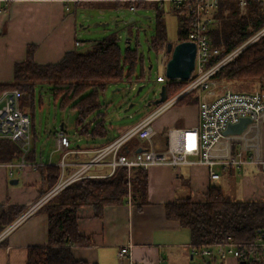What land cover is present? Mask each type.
<instances>
[{
	"label": "crops",
	"instance_id": "1",
	"mask_svg": "<svg viewBox=\"0 0 264 264\" xmlns=\"http://www.w3.org/2000/svg\"><path fill=\"white\" fill-rule=\"evenodd\" d=\"M126 1L0 0V83L14 80L15 64L26 59L29 45L37 46L34 60L39 64H55L66 53L78 51L81 45L78 39L79 8L120 9L126 7ZM150 1L152 0L143 1L142 8L149 9ZM76 42L79 44L76 45ZM167 111L170 113L166 118L159 120V116ZM160 115L152 125L159 132L156 137L159 144L164 146L166 140L163 133L168 128L197 124L194 117L198 122V107L176 105ZM99 120H91L89 117L83 125L76 124V138L79 141L81 137L80 142L84 145L78 144L72 148L84 153L71 155V160L89 159L93 155L90 151L116 138L109 136L105 117L103 125L98 124ZM261 126L264 138V122ZM95 127L96 133H87ZM61 129L68 134L64 121L60 129L55 128ZM128 129L123 130L119 136ZM228 136L231 137L224 143L223 140ZM242 136L241 134L240 137ZM235 137L239 136L226 135L213 153L225 155L239 148V144L233 142ZM134 144L136 142L129 147ZM34 145L38 163L57 165L60 162L62 155L57 156L52 152L46 158L40 155L36 143ZM17 164V161L0 163V206L23 205L29 208L42 196V175L37 169L21 171ZM73 169L69 167L65 170L64 177L70 176ZM246 170L242 174L236 173L234 169L219 171L220 178L211 181L205 166H182L176 169L167 165L152 166L146 171V192L136 195L131 203L125 201L106 206L100 217L95 215V210L90 205L79 208V231L83 236L91 237V242L86 247L75 246L73 254L75 258L90 264H240V259L234 257L209 258L194 253L190 231L183 228L177 220L167 218L166 204L186 198L203 200L210 185L219 186L228 199L231 194L236 196L233 201L264 200V171L256 167H247ZM10 172L13 173L12 176ZM92 172L106 175L110 172V167L97 166ZM14 179H17V183H11ZM42 207L13 226L0 239V264H26L29 248L48 246L49 219ZM127 243L131 245V255L121 259L119 252Z\"/></svg>",
	"mask_w": 264,
	"mask_h": 264
},
{
	"label": "trees",
	"instance_id": "2",
	"mask_svg": "<svg viewBox=\"0 0 264 264\" xmlns=\"http://www.w3.org/2000/svg\"><path fill=\"white\" fill-rule=\"evenodd\" d=\"M144 0H127L125 6L142 8ZM149 7L156 11V31L149 42V49L157 51L166 49L167 37L164 21V9L158 3L150 1ZM233 9L230 18L223 19L224 7ZM236 6V7H235ZM237 1H222L215 25L210 30L213 44L225 45L230 51L250 36L252 30L264 26V0H250L248 13L238 16ZM244 15V14H243ZM187 40V34L180 30L177 42ZM176 42V43H177ZM86 52L73 51L66 53L63 59L55 64H39L34 60L36 45H29L26 59L16 62L14 80L10 83H0V95L7 89H18L21 93L20 106L30 115L32 128L35 126V114L38 107L36 88L38 84L52 86V95L61 109L77 111V126L101 108L100 92L108 84L125 78H131V70L140 63L144 70L143 54L138 49L130 47L123 52L119 44V35L114 32L103 39L92 41ZM130 65L129 71L126 65ZM142 78L144 73H142ZM219 80L239 81L253 84L252 89L264 88V38L258 44L246 49L239 57L221 68L216 76ZM249 81V82H248ZM244 83V84H245ZM168 97L179 93L186 85L169 82ZM239 86V85H238ZM259 86L258 88H256ZM240 87V86H239ZM177 104L195 105L198 98L193 94L182 97ZM100 114L104 115L103 112ZM104 116L98 121L103 125ZM97 127V126H96ZM87 133H96L95 129ZM110 142V141H109ZM127 151V148L122 150ZM23 154L22 148L11 139H0V163L19 161ZM37 149L31 144L24 156L29 163L37 162ZM41 173V195H45L58 182L61 168L57 165L38 167ZM147 173L135 168L129 181L127 169L120 167L108 177L82 178L69 184L55 195L42 209L48 214L49 243L46 247H31L28 249L26 264H90L75 258L73 248L86 247L91 237L83 236L78 226V210L83 205H90L95 215L100 217L106 206L122 204L131 196L146 192ZM41 196V197H42ZM27 206H0V234L11 225ZM166 216L177 220L183 228L190 231L191 243L194 249L228 241L230 238L240 247L246 248L254 242L260 232H264V200L233 201L228 199L222 189L210 185L203 200L186 198L166 204ZM240 264H264V249L256 254L245 255Z\"/></svg>",
	"mask_w": 264,
	"mask_h": 264
},
{
	"label": "built area",
	"instance_id": "3",
	"mask_svg": "<svg viewBox=\"0 0 264 264\" xmlns=\"http://www.w3.org/2000/svg\"><path fill=\"white\" fill-rule=\"evenodd\" d=\"M152 1L157 2L159 8H164V4L167 3L176 14L182 30L186 32L187 40L196 44L195 68L191 77L188 80L172 79L175 84L180 81L185 82V87L176 95L168 97L157 105L155 111L126 132L104 146L90 151L93 155L86 160H71V155L84 152L71 148V141L63 129L55 130V147L63 152L61 160L57 164L61 168L58 182L33 203L17 221L3 230L0 239L4 238L13 226L36 212L53 195L58 194L72 182L82 178L108 177L120 167L127 169L129 181L135 168L147 171L155 165H167L173 169L182 166H205L211 181L217 180L221 176L216 167H220L224 172L234 169L238 174H242L247 167H256L264 171V147L261 130V125L264 122V88L254 91L239 90L228 81L215 77L221 68L264 37V27L252 33L230 51L225 45H214L210 34L222 1H237L240 13L246 14L250 0ZM131 9L135 10L134 7ZM78 44L76 42V45ZM167 79L166 76L157 77V81L162 83H165ZM191 93L198 98L197 124L184 128H168L163 133L166 145H160L156 138L159 132L152 122L162 112L175 106L182 97ZM21 96L22 93L18 89H7L0 95V139H11L22 148L23 154L17 161V166L21 171L36 170L46 164L42 162L29 163L24 158L32 144L30 136L32 125L30 115L20 106ZM243 118H249L250 124L242 133V138L239 134V137L233 139L234 144H239V148L232 150L231 145L230 153L215 155L213 151L226 136L227 127L230 124L238 123ZM134 142L136 145L134 144L130 148V144ZM125 148L127 151L123 152L122 150ZM138 148H142V151L138 152ZM101 165L110 167V172L106 175L94 174L92 170ZM69 167L74 168L73 172L70 176L64 177V172ZM12 174L10 172L11 176ZM131 201V196H129L126 202L131 203ZM259 249H264V232H260L258 238L249 243L246 248L238 246L230 238L228 241L204 246L200 249L193 248V252L209 258L234 257L242 259L248 253L256 254ZM130 255L131 245L127 243L122 246L119 257L125 259Z\"/></svg>",
	"mask_w": 264,
	"mask_h": 264
},
{
	"label": "rangeland",
	"instance_id": "4",
	"mask_svg": "<svg viewBox=\"0 0 264 264\" xmlns=\"http://www.w3.org/2000/svg\"><path fill=\"white\" fill-rule=\"evenodd\" d=\"M162 9H164L165 12L164 21L169 42L176 43L179 32L182 29L180 22L167 3L164 4V8ZM236 9L238 10L237 17L245 16V14L243 15L240 13L238 7ZM232 11L233 9L228 6L224 7L223 19H229ZM77 16L79 19L78 39L81 41V45L78 49L79 52L88 51L92 45V41L103 39L116 32L119 35V44L123 52L127 50V47H130L132 51L138 49L139 54H143V72L141 64L138 63L131 70L130 79L125 78L108 84L107 87L100 92L99 101L102 105L101 108L90 116L91 120H99L104 116L109 136L111 135L112 138L118 137L123 130L136 125L143 118L156 110L157 105L150 104V102L159 97V92L164 84L172 82V79H167L165 83L157 81L158 76L165 77V65L169 58V53L165 48L158 51L154 48L149 49L148 41L155 35L156 31V11L152 8H137L136 10H132L127 6L120 9L83 7L77 10ZM96 22L107 23V25L94 26ZM252 29L253 27L250 26L251 34L261 28L258 30ZM263 38L264 37L260 38L256 43L258 44L261 42ZM129 69L130 65L128 64L126 65V70L129 71ZM142 73H144L143 78L141 77ZM182 82L183 81L176 83L177 86ZM228 82L239 90L248 91L255 87L253 84L250 85V83L242 81H239L238 84L235 81ZM258 87L259 86L256 88ZM36 91V102L38 107L35 114V126L34 128L31 127L30 136L32 144L36 143L38 146L40 155L48 158L52 152L57 156L63 154L62 151L56 149L54 139L55 128L60 129L63 121L66 123L67 135L70 137L71 148L78 144L84 145L80 142L82 138L79 137L80 140L78 141L75 135L77 111L69 108L61 109L59 103L53 98L52 86L49 84L37 85ZM176 105L178 106L179 104ZM100 112H103L104 115L100 114ZM169 113L170 111H167L165 114L163 113L158 119H165ZM194 120H196L195 123H197L196 116ZM34 137H36L35 142ZM230 137L228 136L225 138L223 140L224 143H226ZM216 169L221 171L220 167H216ZM246 169L247 168H245V171H247ZM235 197L236 196L233 194L229 195V198L232 200L235 199Z\"/></svg>",
	"mask_w": 264,
	"mask_h": 264
},
{
	"label": "water",
	"instance_id": "5",
	"mask_svg": "<svg viewBox=\"0 0 264 264\" xmlns=\"http://www.w3.org/2000/svg\"><path fill=\"white\" fill-rule=\"evenodd\" d=\"M100 25L105 26L107 23L96 22L94 24V26ZM166 51L169 53V58L165 65V76L168 79L188 80L195 68L196 44L189 40L177 43L168 42ZM167 98V85L164 84L159 92V97L151 101L150 104L159 105ZM249 124L250 119L243 118L238 123L230 124L225 131V135L242 134ZM137 151H142V148H138ZM11 183H17V179L11 180Z\"/></svg>",
	"mask_w": 264,
	"mask_h": 264
}]
</instances>
